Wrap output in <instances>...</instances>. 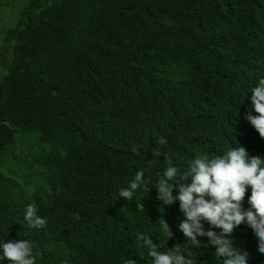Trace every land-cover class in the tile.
Wrapping results in <instances>:
<instances>
[{"label": "trees", "instance_id": "trees-1", "mask_svg": "<svg viewBox=\"0 0 264 264\" xmlns=\"http://www.w3.org/2000/svg\"><path fill=\"white\" fill-rule=\"evenodd\" d=\"M0 54V244L32 241L36 264H152L138 234L161 252L186 243L179 200L156 198L166 156L180 174L240 146L264 157L245 119L264 78V0H28ZM140 169L152 183L119 196ZM28 204L46 226L28 227ZM230 238L264 264L250 227ZM198 239L192 264H223Z\"/></svg>", "mask_w": 264, "mask_h": 264}, {"label": "clouds", "instance_id": "clouds-1", "mask_svg": "<svg viewBox=\"0 0 264 264\" xmlns=\"http://www.w3.org/2000/svg\"><path fill=\"white\" fill-rule=\"evenodd\" d=\"M252 111L245 113V119L258 131L264 139V78H261L251 89ZM158 144L164 145L166 139L160 138ZM133 151H136L133 146ZM159 154V153H157ZM168 166L157 178V199L164 205H173L179 200V208L184 219L178 224L186 238V243H177L166 252L158 250L151 238L138 234L137 240L147 248L152 257V264H192L184 250L190 246H200L198 237H207V245L215 247V255L223 258V264H248V253L237 250L230 238L233 230L242 223L250 227L258 238V251L264 254V157L249 155L244 146L231 148L214 158L208 155H197L188 168L180 174L173 166L171 157L166 156ZM190 179V183H184ZM152 183L145 177L143 169L138 170L126 188H121L119 196L132 200L138 189ZM250 186L248 208L242 201L246 189ZM178 191L173 194V189ZM24 220L29 228H43L46 219L37 214V207L28 204ZM204 221L210 227L205 229ZM168 239L173 235L167 222L162 225ZM213 229H219L217 232ZM0 260L7 259L10 264H36L34 244L30 240H7L0 244ZM124 264H136L133 259H126Z\"/></svg>", "mask_w": 264, "mask_h": 264}, {"label": "rangeland", "instance_id": "rangeland-1", "mask_svg": "<svg viewBox=\"0 0 264 264\" xmlns=\"http://www.w3.org/2000/svg\"><path fill=\"white\" fill-rule=\"evenodd\" d=\"M27 1L28 0H0V44L5 31L15 25L20 10ZM2 58L3 56L0 54V61H2ZM21 146L24 148L22 144L20 147Z\"/></svg>", "mask_w": 264, "mask_h": 264}]
</instances>
